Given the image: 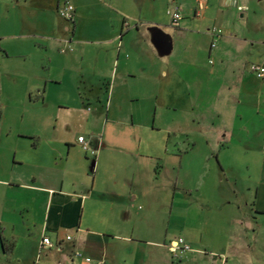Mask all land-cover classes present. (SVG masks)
<instances>
[{"label": "rangeland", "instance_id": "rangeland-1", "mask_svg": "<svg viewBox=\"0 0 264 264\" xmlns=\"http://www.w3.org/2000/svg\"><path fill=\"white\" fill-rule=\"evenodd\" d=\"M66 1L0 0V121L5 133L12 124L20 129L45 133L46 124L52 123L53 127L60 118L64 105L61 99H68L74 106L77 105L76 96L86 98L89 94L87 86L81 83V95L78 91L76 95L74 79H81L84 72L95 71V66L89 63L91 58L101 56L107 60L110 45L104 41L120 35L126 20L131 23V29L125 28L123 40L117 38L118 43H125V48L120 59H117V48L115 59L116 63L121 62L120 71L131 76L121 96L114 98L113 111L107 119L129 120L134 109L137 123L149 125L148 129L137 127L149 140L143 149L153 151L154 155L162 151L169 133L171 139L181 137L176 146L171 143L172 153L177 157H171L173 161H168L163 169L165 175L157 181L165 188L148 193L138 203L146 211L151 210L147 222L140 216L139 243L149 250L147 239L169 226L170 241L183 237L192 247L189 256H200L195 259V264H213L209 257L213 259L214 255L230 257L228 264H264V204L257 199L264 167V94L260 99L261 111L257 106L242 110L244 107L237 106L242 95L236 83L238 80H235V65L230 64L217 75H211L214 65L208 62L212 60L218 65L219 58L196 46L191 34L186 37L177 32L171 36L175 46L172 52L167 50L165 56L170 62L165 66L180 69L187 77L192 85V96L197 105L202 104V109H197L196 120L182 111L165 109L157 101L156 75L162 64L154 62L153 58L161 60L164 57L162 49L169 44L158 43L156 36L161 29L177 30L171 24L168 10L172 1L183 3L184 0H113L115 6H111L110 14L99 11L102 0H69L74 7L79 5L81 8L77 15L75 10V20H68L59 12V7ZM262 6L261 1H255L259 13ZM111 17L120 23L115 32L111 30ZM75 23L79 28L73 41L69 46L61 47V40L66 36L71 38L63 27L67 24L73 29ZM83 48L86 59L81 58ZM66 51L71 59H58L59 54ZM74 55L80 59H72ZM191 58L197 62H181ZM145 73L152 75V79L147 80L143 76ZM39 76L44 84L50 77L63 79V83L49 94L46 104L34 105L35 94L32 98L30 83H35ZM110 82L113 84L114 77ZM154 84L151 101L131 100V90L136 92L138 88L153 87ZM199 87L200 94L196 90ZM103 91L95 90L94 93L100 92L102 96ZM106 96L109 107L111 93L107 92ZM253 101L258 102V97L255 96ZM93 107V104H86L87 109ZM242 111L244 119L240 116ZM90 131L75 114L68 127L69 135L87 137ZM194 138L198 141L196 145L192 142ZM180 155H184L183 162H180ZM25 250L19 246L17 253L25 254ZM0 254V264L18 258L17 254L12 255L1 230ZM25 255L29 257V254ZM38 259L35 256V263ZM157 262L148 251L138 255V264ZM175 262L184 264L179 258L174 259ZM221 262L217 257L216 263Z\"/></svg>", "mask_w": 264, "mask_h": 264}, {"label": "crops", "instance_id": "crops-1", "mask_svg": "<svg viewBox=\"0 0 264 264\" xmlns=\"http://www.w3.org/2000/svg\"><path fill=\"white\" fill-rule=\"evenodd\" d=\"M255 1L171 2L170 8L175 5L180 7L182 19L178 25H173L171 20L177 30L171 27L168 30H156H159L156 36L158 43L169 44L163 47L164 57L161 60L153 58L154 62L162 64L156 75L158 104L162 103L168 110L182 111L189 118L195 115L197 109H202V104L197 105L192 96V85L187 77L180 69L165 66L170 62L165 54L168 49L172 52L175 46L171 36L178 32L180 36L186 37L191 34L196 46L219 58L218 65L212 60L208 62L214 65L210 70L211 75H217L230 64L235 65V80H238L236 83L242 95L237 106L244 107L242 110L257 106L261 111L264 79L259 78L250 66L264 61V0H259L263 4L260 13L255 8ZM111 6H115L113 0H102L99 11L110 14ZM75 9L77 15L81 8L76 5ZM109 21L111 30L115 32L120 26L119 21L113 17ZM130 26L131 23L125 20L121 27L122 33L104 41L110 45L107 60L101 56L90 59L89 63L95 66L97 72H84L81 79H74L75 94L79 92L81 95V83L87 86L89 94L81 99L76 96L77 105L74 106L70 105L68 99H61L63 110L55 126L46 124L45 133H42L20 129L12 124L5 133L0 121V230L2 238L6 237L10 244L12 255L17 254L18 257L8 259L6 264H86L82 257L75 255L77 250L91 257V264H138L139 253L147 251L157 258L155 264H176L169 245L177 239L169 240V226L162 232L155 230L154 237L147 239L149 250L139 243L137 231L140 216L147 222L151 210L146 211L138 203L148 193L165 188L157 181L161 180V175H165L163 169L168 161H173L171 157H177L172 153L171 143L176 146L181 137L171 139L169 133L163 142L162 151L154 155L153 151L143 149L149 140L137 127L148 129L149 125L137 123L134 109L129 120L107 119L113 111L114 98H118L131 76L120 71L121 62L116 63L125 48V43H118L117 38L123 40L124 30L127 27V31H130ZM78 28L77 23L73 29L67 24L63 27L67 34H71V38L66 36L61 40V47L70 45ZM214 40L216 46L212 47ZM76 46L79 47V44ZM117 48L119 50L115 59ZM81 52V58L86 59V49L83 48ZM58 59L71 58L66 51L59 54ZM72 59L79 60L80 57L74 55ZM181 62L192 64L197 61L191 58ZM143 76L147 80L152 79V75L145 73ZM112 77L113 84L110 82ZM60 83H63V79L50 77L44 84L43 78L39 76L35 83H30L31 97L35 94L33 104H46L49 94ZM155 84L153 87L138 88L136 92L131 90V100L151 101ZM100 89L105 92L102 96L100 92L98 95L94 93ZM196 90L200 94L201 87ZM107 92L111 93L109 107L106 104ZM255 96L258 97L256 103L253 101ZM86 104H93L94 107L87 109ZM75 114L91 129L89 136L79 135L85 137L89 151L83 148L79 137L68 133ZM240 116L245 118L243 111ZM193 118L196 120L197 117ZM225 132L224 137L227 135ZM192 142L194 145L198 143L196 138ZM179 159L183 162L184 155H180ZM262 175L257 194L260 204H264V167ZM44 237H49L54 245H44ZM19 246L26 248L25 254H29V257L17 253ZM189 253L185 252L179 258L180 261L195 264L200 256L191 257ZM35 256L39 258L37 263L34 261ZM212 257L209 258L214 264L218 256ZM225 258L224 264H228L230 257Z\"/></svg>", "mask_w": 264, "mask_h": 264}, {"label": "built area", "instance_id": "built-area-1", "mask_svg": "<svg viewBox=\"0 0 264 264\" xmlns=\"http://www.w3.org/2000/svg\"><path fill=\"white\" fill-rule=\"evenodd\" d=\"M75 7L74 5L67 0L64 5H61L59 7V12L60 14L68 19V20H74L75 17ZM169 14L171 16L172 24L173 25H178L182 19V12L179 6L175 5L169 10ZM216 31V29H214ZM218 33L221 32V30H217ZM216 46V40L212 42V47ZM251 70L259 77L264 79V61L262 62H257V63H252L250 66ZM79 141L82 144L83 148L87 151H89V145L88 142L86 141L84 136L79 137ZM94 153V151H92ZM68 239H72L71 236H67ZM43 244L47 246H53V242L49 237H44L43 239ZM170 251L173 254L175 258H182L184 253L191 250L192 247L191 245L184 239V238H179L175 241H172L169 245ZM75 255L78 257H82L84 262L86 264H91L93 259L89 256H85L81 251L77 250L75 252ZM218 255H215L217 257ZM222 263L224 264L226 261V258L223 256H218ZM217 264V263H214Z\"/></svg>", "mask_w": 264, "mask_h": 264}]
</instances>
